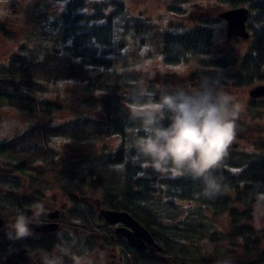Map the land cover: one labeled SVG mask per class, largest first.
<instances>
[{
	"label": "trees",
	"instance_id": "16d2710c",
	"mask_svg": "<svg viewBox=\"0 0 264 264\" xmlns=\"http://www.w3.org/2000/svg\"><path fill=\"white\" fill-rule=\"evenodd\" d=\"M53 1L64 4L61 12L36 22L29 45L0 68V107L5 103L34 118L24 131L0 143V192H9L1 194L0 217L43 209L47 202L62 212V225L53 234L16 242L6 239L2 227L0 252L59 253L66 256L65 264H105L104 253L121 248L124 259L119 264H264V230L246 225L254 209L264 211V99L253 98L246 112L240 111L234 140L250 149L228 150L218 169L225 187L214 198L201 194L198 181L159 173L137 160L126 120V104L139 81L126 68L127 61L136 65L151 57L144 49L155 44L164 64L198 60L207 68L202 76L219 78L221 87L264 83V0H213L228 9L249 7L252 41L240 61L232 55L210 56L211 27L220 18L198 17L191 29L174 32L130 12L125 0ZM181 4L175 2L169 10L196 12ZM0 32L10 36L1 20ZM59 83L84 85L90 106L100 108L101 116L59 122L62 105L43 98L48 86ZM55 137L99 144L118 139L120 145L115 150L101 146L90 158L60 160L48 144ZM226 165L245 167L234 174ZM87 189L99 190L101 196L90 197ZM194 208L214 220L226 215L231 229L213 232L205 221L187 225L180 215ZM103 209L128 212L150 231L161 251L149 247L139 252L128 246L102 220Z\"/></svg>",
	"mask_w": 264,
	"mask_h": 264
},
{
	"label": "rangeland",
	"instance_id": "374dc122",
	"mask_svg": "<svg viewBox=\"0 0 264 264\" xmlns=\"http://www.w3.org/2000/svg\"><path fill=\"white\" fill-rule=\"evenodd\" d=\"M124 1V0H122ZM126 1V2H125ZM130 12L141 15L156 24L158 29L170 30L174 32H184L196 25V19L200 18H220L219 15L228 10L226 6H218L214 4L213 0H125ZM175 2L182 3L181 6L185 7L188 11H196L195 13L175 14L169 10V6ZM63 3L53 0H10L0 2V20L10 36H5L0 32V68L6 64L9 57L15 53L21 52L31 40L30 34L36 27V22H42L44 18H53L63 8ZM249 8V7H248ZM37 28V27H36ZM214 31V44L212 46L213 53L210 56L232 55L237 60H241L244 54L248 51L249 42L247 40L235 38L229 40L227 36V23L220 18L212 27ZM158 46L155 44L152 48L144 49L149 50L151 57L143 58L139 64L132 65V60L129 59L127 69H133V72L139 78L138 87L150 86L156 87L160 84L169 86H187L191 87L198 83L199 78L202 76V71L206 70L198 60H192L190 63L168 66L163 62V56L159 53ZM202 58V57H199ZM258 85L247 88H231L221 87L224 91L232 95L235 100L241 105V110L246 112L250 97V91ZM49 91L43 98L62 105V112L59 114L58 121L66 122L76 117H99L101 116L100 108L90 106V98L87 89L84 85L73 83H59L50 85ZM34 121L33 117L28 116L26 113L12 109V107L2 103L0 107V143L5 142L14 135L24 131ZM264 128V122L260 124ZM238 150L249 152L245 143H240ZM50 148L59 154L60 160H75L82 157H93L96 155L101 146L107 145L111 150H115L120 145V140L113 139L106 144H99L94 142H69L61 138H51L48 143ZM246 148V149H245ZM230 151L231 148H228ZM1 166V164H0ZM226 169L234 174L240 172L244 166H224ZM175 175V174H173ZM88 195L93 198H99L101 192L99 190L87 189ZM9 193L6 190L0 192V203H2L1 194ZM50 195L53 194L49 193ZM43 207L46 212L53 211L50 204L45 202ZM47 207H50L49 209ZM42 207H38L41 209ZM56 210V209H54ZM60 211V210H59ZM201 210L194 208L189 212L184 211L180 215V219L188 223L194 224L199 221L209 222L212 226L211 231L228 232L231 229L230 219L226 215H220L215 220L213 215L210 218L204 217ZM17 211L8 213L2 218L9 219L15 215ZM34 214V213H33ZM52 220V222L60 223L62 221ZM10 223V222H8ZM62 223V222H61ZM256 230H264V211L254 209L252 212V219L246 223ZM110 227V226H109ZM112 228V227H111ZM7 229V227H6ZM99 231V230H98ZM102 232V231H101ZM264 248V246H263ZM1 255V253H0ZM13 254L10 255L12 259H16ZM105 264H119L120 259H124L122 249L118 248L116 251L108 250L104 253ZM28 259V260H27ZM104 259V260H105ZM27 264H46L37 255H30L26 258ZM0 264H4L3 257L0 256Z\"/></svg>",
	"mask_w": 264,
	"mask_h": 264
},
{
	"label": "clouds",
	"instance_id": "9594fccd",
	"mask_svg": "<svg viewBox=\"0 0 264 264\" xmlns=\"http://www.w3.org/2000/svg\"><path fill=\"white\" fill-rule=\"evenodd\" d=\"M220 85L219 78L201 76L191 87H137L126 104L136 159L159 173L198 181L206 198L225 187L218 169L236 136L241 110ZM34 223V217L18 211L4 235L8 241H22L33 235ZM65 262L66 256L57 253L46 264Z\"/></svg>",
	"mask_w": 264,
	"mask_h": 264
},
{
	"label": "water",
	"instance_id": "95a60500",
	"mask_svg": "<svg viewBox=\"0 0 264 264\" xmlns=\"http://www.w3.org/2000/svg\"><path fill=\"white\" fill-rule=\"evenodd\" d=\"M250 10L246 7H239L228 9L222 12L219 17L227 23V36L229 40L240 38L247 40L251 37L247 28V23L250 17ZM250 97L253 99H264V85L255 86L250 91ZM235 149L239 144L233 140L229 146ZM25 213L33 214L31 209H26ZM59 209L49 211L46 216L50 220H59L61 217ZM100 217L104 220L105 224L113 227L115 233L120 235L126 240L127 245L139 252H144L149 247H153L161 251L156 243V240L150 231L137 219L132 217L126 211H119L113 209H103L100 211ZM4 220L0 218V228L3 227ZM59 227L57 222L42 223L34 225L33 228L39 234H50L55 232ZM183 264H201V263H183Z\"/></svg>",
	"mask_w": 264,
	"mask_h": 264
},
{
	"label": "flooded vegetation",
	"instance_id": "af4514ba",
	"mask_svg": "<svg viewBox=\"0 0 264 264\" xmlns=\"http://www.w3.org/2000/svg\"><path fill=\"white\" fill-rule=\"evenodd\" d=\"M33 211H34L33 212L34 214H29L30 216L34 217L35 223L33 224V226L37 225V224L39 225L42 223L52 222V220L49 221V219L47 218V216H46L47 212L45 210L41 211V209L36 208ZM14 216L15 215L11 216L9 219L3 218V220H4V224H3L4 228L3 229L4 230H6V227H8L10 225V223L13 221ZM8 222H10V223H8ZM58 224H59V227L55 232H57L61 228L62 223L60 222ZM55 232H52L51 234H53ZM40 235H47V234H39L37 231L34 230L32 236H40ZM0 253H1L0 256L3 257L4 264H27L26 258L28 256H30V254L28 252H26V250H24V249H21L20 251L11 253V254H13L12 256H14L16 259H12L10 257L11 254L9 255V253H7V252H0ZM35 255L40 256L41 260L46 263V261H47L46 256L39 254V253L35 254ZM29 264H31V262Z\"/></svg>",
	"mask_w": 264,
	"mask_h": 264
}]
</instances>
